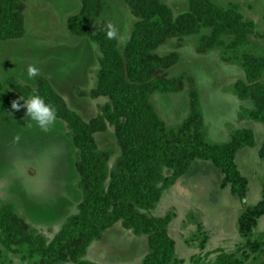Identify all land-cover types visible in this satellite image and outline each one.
Wrapping results in <instances>:
<instances>
[{"label": "rangeland", "instance_id": "rangeland-1", "mask_svg": "<svg viewBox=\"0 0 264 264\" xmlns=\"http://www.w3.org/2000/svg\"><path fill=\"white\" fill-rule=\"evenodd\" d=\"M212 1L225 8L236 4L246 20L255 22L256 33L250 37L249 46L234 51L227 46L231 39L225 38L222 46L200 54L199 40L208 30L197 36L169 40L158 53L177 54V61L165 75L182 77L184 84L176 94H152L151 102L168 126L177 127L188 117L191 96L196 91L209 142H228L238 129L250 128L254 132L256 146L241 149L235 158L238 169L248 178V201L244 204L251 206L262 196L264 160L258 151L264 141V124L250 118L254 104L252 100L240 99L235 85L245 77L243 53H264L261 37L264 0ZM103 2L104 12L99 22L113 25L122 48L139 18L127 0ZM164 3L175 16L188 10L185 0H164ZM81 8L79 0H21L26 32L22 38L0 41V83L13 78L22 86L35 88V79L46 78L69 109L90 123L109 99L90 96L100 69L98 45L88 37L74 36L68 28L69 18ZM30 68L36 69L35 75H29ZM20 98L9 88L0 91V203L12 204L17 215L50 243L68 219L79 213L83 192L78 188V152L63 120L57 118L48 131L41 130L34 121L29 127L26 108H12L14 101L24 104ZM95 140L100 150L114 151L109 162V168L113 169L120 156L114 127L108 124L104 132L95 134ZM204 162L208 165H201ZM165 174L170 175L171 171L166 170ZM222 179L220 170L211 162L197 160L187 174L163 193L149 214L159 217L174 214L168 231L176 242V254L184 257V264H195L194 261L210 264L216 254L208 258L206 254L219 249L244 259L246 264H264V250L254 254L245 241L237 239L240 238L237 220L244 208L230 190L221 188ZM252 239L264 242V216ZM96 242L86 256V260L95 264H105L107 255L112 258V264H138L149 246L146 237L124 229L113 230L101 246L94 247ZM10 262L39 264L40 259L30 256L24 248L9 250L0 243V263Z\"/></svg>", "mask_w": 264, "mask_h": 264}, {"label": "trees", "instance_id": "trees-1", "mask_svg": "<svg viewBox=\"0 0 264 264\" xmlns=\"http://www.w3.org/2000/svg\"><path fill=\"white\" fill-rule=\"evenodd\" d=\"M79 1L81 11L69 18L68 28L74 36L88 37L99 47L98 81L90 96L109 99L100 107L101 113L90 123L83 121L43 77L35 79V88L22 86L13 78L0 83V91L9 88L23 99L35 91L67 124L78 152V188L83 192L79 213L71 216L49 243L17 215L12 204L0 203V243L9 250L24 248L30 256L39 257V264H95L86 260L89 247L121 223L134 235L148 237L150 252L141 264H184L168 231L174 214L156 217L149 212L197 160H203L220 170L221 188L229 187L245 206L237 222L245 246L254 254L263 251L264 242L253 241L252 234L264 216V183L261 200L246 206L249 181L235 163L239 150L256 146L254 132L238 129L228 142L207 141L196 91L191 96L188 117L177 127L168 126L151 102L152 94H176L184 84L182 77H166L176 64L177 54L160 55L161 46L173 38L197 36L208 30L200 37L198 53L222 46L225 38L231 39L229 49L245 50L256 33L255 22L246 20L236 4L225 8L212 0H185L188 10L175 16L164 0H127L139 21L122 49L113 25L99 22L103 0ZM109 25L115 30L112 37L107 35ZM25 32L21 0H0V41L22 38ZM242 60L245 77L235 85L236 95L243 101L252 100L255 109L250 118L264 124V53L247 51ZM108 124L114 127L120 151L113 169L109 162L114 151L100 150L95 140V134L104 132ZM259 155L264 159V141ZM166 170L171 174L166 175ZM212 254L216 257L210 264H246L222 249L208 252L207 258Z\"/></svg>", "mask_w": 264, "mask_h": 264}, {"label": "clouds", "instance_id": "clouds-1", "mask_svg": "<svg viewBox=\"0 0 264 264\" xmlns=\"http://www.w3.org/2000/svg\"><path fill=\"white\" fill-rule=\"evenodd\" d=\"M109 31L107 35L112 37L114 35V29L109 25ZM36 74V69L30 68L29 75L33 76ZM24 101V104L21 105L19 102L14 101L12 103L13 109H20L21 107L26 108V117L28 118L29 124L31 127V122H35L36 125L43 131H48L49 128L55 124L57 121V111L56 108L46 102L45 98L36 93L35 91L27 99L20 98Z\"/></svg>", "mask_w": 264, "mask_h": 264}, {"label": "crops", "instance_id": "crops-1", "mask_svg": "<svg viewBox=\"0 0 264 264\" xmlns=\"http://www.w3.org/2000/svg\"><path fill=\"white\" fill-rule=\"evenodd\" d=\"M250 129V128H249ZM230 138H231V136H230ZM208 141V140H207ZM212 143V142H211ZM225 143V142H224ZM259 150V149H258ZM240 151V150H239ZM238 151V152H239ZM259 152V151H258ZM258 155H259V153H258ZM236 156H237V154H236ZM259 157H260V155H259ZM236 158V157H235ZM261 158V157H260ZM262 160H264V159H262ZM210 162V161H209ZM212 163V162H211ZM208 165V163L207 162H204V163H202L201 165ZM213 165V164H212ZM214 166V165H213ZM215 167V166H214ZM240 171V170H239ZM220 174L222 175V173L220 172ZM242 174V173H241ZM223 176V175H222ZM244 176V175H243ZM247 178V177H246ZM248 179V178H247ZM225 189H228V190H230V188L229 187H227V188H225ZM261 193H262V191H261ZM262 197V196H261ZM261 200V199H260ZM259 200V201H260ZM245 201H248V199H247V197H246V199H245ZM258 201V202H259ZM257 202V203H258ZM256 203V204H257ZM251 206H253V205H251ZM245 206H242V209L244 208ZM153 216H155V215H153ZM240 216V215H239ZM156 217H159V216H156ZM239 218V217H238ZM261 219V218H260ZM260 219H259V221H260ZM259 221H258V223H259ZM237 222H238V220H237ZM238 225V224H237ZM170 227V226H169ZM120 229H124V230H126L125 228H123L122 227V225H121V223H118L117 225H115L114 227H112V228H110V229H108L106 232H105V234H104V237L101 239V240H98L93 246L94 247H98V245H100L101 246V244L103 243V240L113 231V230H120ZM169 230V229H168ZM256 230V228L254 229V231ZM126 231H128V232H130V233H132L133 234V232L132 231H129V230H126ZM240 234V233H239ZM134 235V234H133ZM143 237H146V239H147V244H148V237L146 236V235H142ZM236 237V236H235ZM237 238V237H236ZM239 241H244L243 240V238L241 237V234H240V238H237ZM149 245V244H148ZM99 246V247H100ZM201 249H205L204 248V244H203V247L201 248ZM150 252V248H149V246H148V249H146L145 251H144V254H142L141 255V257H139V262H138V264H141L142 263V261H143V259L145 258V256L148 254ZM109 254V253H108ZM114 254V253H113ZM106 255H107V253H106ZM107 256H109V255H107ZM106 256V258H105V260H104V263L105 264H108L107 263V261H110L109 262V264H112V261H111V259L112 258H110V257H107ZM133 256V255H132ZM177 257L179 258V259H181V260H184V257H180L179 255H177Z\"/></svg>", "mask_w": 264, "mask_h": 264}]
</instances>
